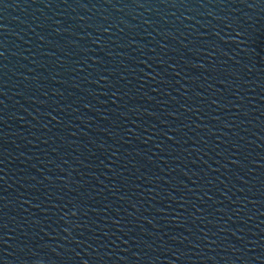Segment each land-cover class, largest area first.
I'll list each match as a JSON object with an SVG mask.
<instances>
[{
  "label": "water",
  "instance_id": "1",
  "mask_svg": "<svg viewBox=\"0 0 264 264\" xmlns=\"http://www.w3.org/2000/svg\"><path fill=\"white\" fill-rule=\"evenodd\" d=\"M0 264H264V0H0Z\"/></svg>",
  "mask_w": 264,
  "mask_h": 264
}]
</instances>
